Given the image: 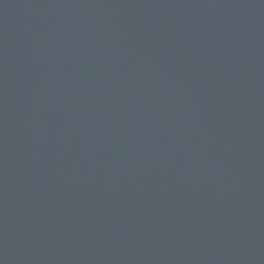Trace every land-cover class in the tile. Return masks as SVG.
Returning <instances> with one entry per match:
<instances>
[{
  "label": "water",
  "instance_id": "1",
  "mask_svg": "<svg viewBox=\"0 0 264 264\" xmlns=\"http://www.w3.org/2000/svg\"><path fill=\"white\" fill-rule=\"evenodd\" d=\"M0 264H264V0H0Z\"/></svg>",
  "mask_w": 264,
  "mask_h": 264
}]
</instances>
